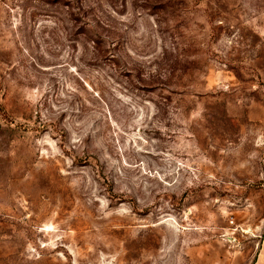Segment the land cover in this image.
<instances>
[{
	"label": "rangeland",
	"instance_id": "1",
	"mask_svg": "<svg viewBox=\"0 0 264 264\" xmlns=\"http://www.w3.org/2000/svg\"><path fill=\"white\" fill-rule=\"evenodd\" d=\"M264 218V0H0V264H251Z\"/></svg>",
	"mask_w": 264,
	"mask_h": 264
},
{
	"label": "crops",
	"instance_id": "2",
	"mask_svg": "<svg viewBox=\"0 0 264 264\" xmlns=\"http://www.w3.org/2000/svg\"><path fill=\"white\" fill-rule=\"evenodd\" d=\"M261 238L258 240L256 250L251 259V264H264V218L261 230Z\"/></svg>",
	"mask_w": 264,
	"mask_h": 264
}]
</instances>
